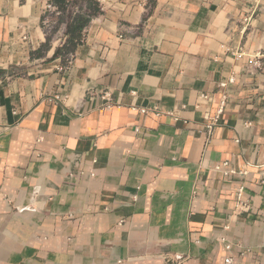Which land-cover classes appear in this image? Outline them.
I'll return each mask as SVG.
<instances>
[{
	"label": "crops",
	"instance_id": "crops-1",
	"mask_svg": "<svg viewBox=\"0 0 264 264\" xmlns=\"http://www.w3.org/2000/svg\"><path fill=\"white\" fill-rule=\"evenodd\" d=\"M49 2L0 0V264H264V0H98L66 62Z\"/></svg>",
	"mask_w": 264,
	"mask_h": 264
},
{
	"label": "built area",
	"instance_id": "built-area-1",
	"mask_svg": "<svg viewBox=\"0 0 264 264\" xmlns=\"http://www.w3.org/2000/svg\"><path fill=\"white\" fill-rule=\"evenodd\" d=\"M258 7V4H257ZM47 9H55V7L49 2L46 4ZM257 9V8H256ZM26 39V37H24ZM226 51L229 53L234 54H239L240 50H236L233 48H226ZM264 58V54H257L254 56V58L250 61L251 65L256 68H262L263 62L262 59ZM235 77L234 75H231L227 81H222L218 84V87L220 88V101L218 108L212 116L208 117L204 124V130L207 132V135L210 137L213 133L214 128L217 126L220 115L223 113V110L225 108L226 100H227V93H226V88L229 84L234 83ZM91 96H99V98L103 101L101 104V108H112V107H120L121 105L116 103L113 100L112 93L109 90H103L100 93H95V92H89ZM66 96H64L62 93H55L50 95L49 97H46L48 101L58 103L62 102L65 99ZM201 99H206L208 98V94L202 93L200 94ZM182 108H185L184 105H182ZM133 110H137L140 113H147V112H152L156 116L162 115V111L159 108L157 104L150 105L148 107H136L132 106ZM168 115L172 116L175 120H179L178 116H176L173 112H168ZM186 123V120L184 121ZM213 171L221 173L223 176H231L237 174V172L230 168L229 162L228 161H222L219 163H216L213 166ZM242 173V172H241ZM91 174L93 172L91 171ZM249 204L247 199L244 196V186L240 185L236 189V203H235V212H242L247 210ZM225 242V248L230 251L232 249V244L228 243L225 239H223ZM174 264H181L182 263V258L181 256H176L173 259ZM225 263L231 264L233 262V258L231 255H228L224 258Z\"/></svg>",
	"mask_w": 264,
	"mask_h": 264
},
{
	"label": "trees",
	"instance_id": "trees-1",
	"mask_svg": "<svg viewBox=\"0 0 264 264\" xmlns=\"http://www.w3.org/2000/svg\"><path fill=\"white\" fill-rule=\"evenodd\" d=\"M74 0H50V3L57 9L65 11L67 6ZM85 8L74 12L69 20L65 23L66 31L63 40L58 44L52 45L49 38L35 50L31 51L30 57L37 59H44L45 61H52L54 59H62L65 52H73L75 47L80 44L82 38V31L89 23L90 19L100 13V5L98 0H84ZM44 17H41V23ZM61 21L63 19L61 18ZM66 50V51H65Z\"/></svg>",
	"mask_w": 264,
	"mask_h": 264
},
{
	"label": "rangeland",
	"instance_id": "rangeland-1",
	"mask_svg": "<svg viewBox=\"0 0 264 264\" xmlns=\"http://www.w3.org/2000/svg\"><path fill=\"white\" fill-rule=\"evenodd\" d=\"M84 8V0H74L71 4L67 6V9L65 11L57 10L56 8L47 9L45 6L42 14L44 20L41 23V28L45 35V39L49 38L52 45L58 44L64 38L66 31L65 23L69 20V17H71L74 12L78 11L79 9L84 10ZM61 18L63 19V21H61ZM72 53L65 52L63 54L62 59L60 60L62 62H66L71 57Z\"/></svg>",
	"mask_w": 264,
	"mask_h": 264
}]
</instances>
